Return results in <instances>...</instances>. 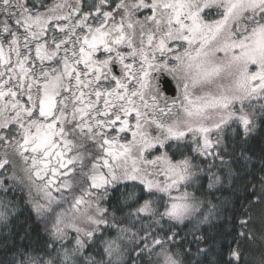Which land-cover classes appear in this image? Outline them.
<instances>
[{"label": "snow or ice", "instance_id": "6c2138e0", "mask_svg": "<svg viewBox=\"0 0 264 264\" xmlns=\"http://www.w3.org/2000/svg\"><path fill=\"white\" fill-rule=\"evenodd\" d=\"M163 76L179 96L159 105ZM261 129L264 0H0V264H264ZM203 177L248 193L237 225L189 191ZM24 178L43 240L10 196Z\"/></svg>", "mask_w": 264, "mask_h": 264}, {"label": "trees", "instance_id": "16d2710c", "mask_svg": "<svg viewBox=\"0 0 264 264\" xmlns=\"http://www.w3.org/2000/svg\"><path fill=\"white\" fill-rule=\"evenodd\" d=\"M48 2L51 3L52 0H48ZM238 131L240 132V135H242V130L238 129ZM234 139L236 141V151L232 150V145L231 143H229V155H231L235 159L237 152L239 151V148L242 146V144H241L239 135L234 137ZM262 145H264V129H261L259 134L254 136L246 145L247 151L253 157H255V159L253 160L251 164V170H252V173L254 174V179H258L259 174H260V169L262 167V165L260 164V153H261ZM0 152H2V149H0ZM200 159L202 160L203 158H200ZM216 163L218 164L219 161H217ZM235 166L238 172L242 174V176L240 177V183H243L244 179H246L249 175V170L241 167L239 162ZM212 170L216 171L215 168H213ZM11 171H12L11 166H9V174H11ZM16 171H17L18 176L20 177L24 176L23 172H21L19 169H17ZM207 182H208L207 177H203L201 185H194L189 188V191L192 192L194 196L205 199L206 201L210 199L213 204L217 203V197L220 198L221 203H224V198L227 197L228 203L231 205V207L229 208V214L231 216V223L233 225H237L239 218H243L241 216V213L243 212L242 203L247 204V199H245V197L248 195V193H243L240 191H233L232 189L224 188V189H221L220 191L215 192L212 195L205 196L204 193H206L207 191ZM13 185H14L15 191L10 190V196H12L15 199L16 204L18 205L17 215L20 217L21 220H26L28 223L32 224V236L33 237H36L37 234L39 233L40 239L41 240L45 239L46 236L42 231L44 225H42L39 222L38 218L33 212L32 204L29 202V188L27 186L28 185L27 179L24 178V182L22 184L13 182ZM236 187L238 188L239 185H236ZM250 188H251V185H249V189ZM257 189H259L258 184H257ZM54 195L59 196L60 194L55 193ZM31 196L37 200H40V196L35 191L31 192ZM41 202L43 201L41 200ZM208 206L209 205L207 204V202H205L203 209H206ZM54 207H56V210L59 212L63 210L64 208H67L68 205H60V206L54 205ZM54 222H55V216L53 215L52 219L47 222V226L50 228ZM12 223L13 225L16 223L14 218L12 219ZM193 223H195V221H193ZM213 223L217 224L218 226L212 230V234L209 237V243H211L213 239L218 241L222 249V252L219 254L220 259L221 260L227 259L229 240L235 235V229H233L231 233H229L226 230L225 225L228 223L227 219H221L220 221H213ZM201 227L204 231V234L208 235L209 230H208L207 225H202ZM257 228H259V225H257ZM12 231L15 232L16 229L13 228ZM72 235H74V233H72ZM181 235L183 236L184 233L181 232ZM14 238L19 242L18 236ZM0 239H3L2 230H0ZM188 239L189 241H191L192 237L189 235ZM24 243H27V241H24ZM258 243H259V240H258ZM192 247L193 249L195 248V242L192 243ZM245 253H246V258L242 257V264H245V260H247V262H249L250 264V262L254 259V257L249 253L248 249H245ZM3 258H5V255L3 254V252H0V259H3Z\"/></svg>", "mask_w": 264, "mask_h": 264}, {"label": "flooded vegetation", "instance_id": "af4514ba", "mask_svg": "<svg viewBox=\"0 0 264 264\" xmlns=\"http://www.w3.org/2000/svg\"><path fill=\"white\" fill-rule=\"evenodd\" d=\"M52 2H54V0H52ZM157 75H160L158 73H153V76H157ZM166 78L170 81L172 87L171 88H167L165 86V80ZM160 86L162 89H164L162 95L164 98L162 99H159L157 101V103L159 105H164L165 102L167 101V103L171 104L173 100L177 99L178 96H179V93L177 91V87H176V82L172 79V77L170 76H163L161 77V82H160ZM147 100L149 103H151V97H147Z\"/></svg>", "mask_w": 264, "mask_h": 264}, {"label": "water", "instance_id": "95a60500", "mask_svg": "<svg viewBox=\"0 0 264 264\" xmlns=\"http://www.w3.org/2000/svg\"><path fill=\"white\" fill-rule=\"evenodd\" d=\"M165 86L168 88H171L172 87V85H171V83H170V81L166 78V80H165Z\"/></svg>", "mask_w": 264, "mask_h": 264}, {"label": "rangeland", "instance_id": "374dc122", "mask_svg": "<svg viewBox=\"0 0 264 264\" xmlns=\"http://www.w3.org/2000/svg\"><path fill=\"white\" fill-rule=\"evenodd\" d=\"M182 50V49H181ZM220 55H222V54H220ZM53 194H55V193H53Z\"/></svg>", "mask_w": 264, "mask_h": 264}]
</instances>
